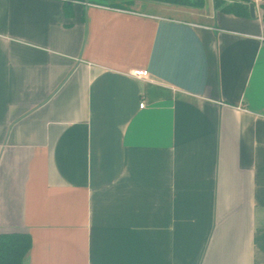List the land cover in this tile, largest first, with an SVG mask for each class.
<instances>
[{"label":"crops","instance_id":"obj_1","mask_svg":"<svg viewBox=\"0 0 264 264\" xmlns=\"http://www.w3.org/2000/svg\"><path fill=\"white\" fill-rule=\"evenodd\" d=\"M136 3L0 0V233L22 264H264V2Z\"/></svg>","mask_w":264,"mask_h":264},{"label":"trees","instance_id":"obj_2","mask_svg":"<svg viewBox=\"0 0 264 264\" xmlns=\"http://www.w3.org/2000/svg\"><path fill=\"white\" fill-rule=\"evenodd\" d=\"M94 1V0H93ZM106 1V0H95ZM216 8L220 7V0H213ZM173 3L202 6L203 0H171ZM233 4V8H221L223 11L233 12L235 14H243L242 8ZM237 6V7H235ZM264 20V14H263ZM31 246V236L27 232L12 231L0 233V264H22V261Z\"/></svg>","mask_w":264,"mask_h":264},{"label":"rangeland","instance_id":"obj_3","mask_svg":"<svg viewBox=\"0 0 264 264\" xmlns=\"http://www.w3.org/2000/svg\"><path fill=\"white\" fill-rule=\"evenodd\" d=\"M144 1H148V0H144ZM152 1H156V2H166V3H171V0H152ZM237 2L235 1H227V0H220V7L224 8L226 7L227 9L229 8H233V4H238L237 6L242 8V10H247L248 9V3L250 2H254L256 4L257 1L260 2H264V0H257V1H254V0H236ZM107 4L109 5H114V6H118V7H122V8H131L133 7L134 5L136 6L138 2V0H106L105 1ZM136 3V4H134ZM203 8L204 10H209L212 6V0H203ZM235 6V7H237Z\"/></svg>","mask_w":264,"mask_h":264},{"label":"built area","instance_id":"obj_4","mask_svg":"<svg viewBox=\"0 0 264 264\" xmlns=\"http://www.w3.org/2000/svg\"><path fill=\"white\" fill-rule=\"evenodd\" d=\"M257 1V0H254ZM130 74L139 79H147L149 77V72L145 69H134L130 71ZM140 107L144 106V100H142L139 104Z\"/></svg>","mask_w":264,"mask_h":264},{"label":"water","instance_id":"obj_5","mask_svg":"<svg viewBox=\"0 0 264 264\" xmlns=\"http://www.w3.org/2000/svg\"><path fill=\"white\" fill-rule=\"evenodd\" d=\"M228 1H236V0H228ZM248 10H249V15L251 16V18L255 17V3L254 2H250L248 3Z\"/></svg>","mask_w":264,"mask_h":264}]
</instances>
